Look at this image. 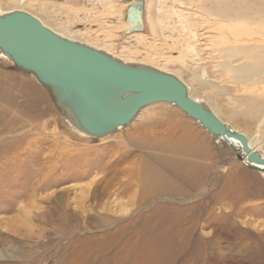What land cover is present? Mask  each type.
Wrapping results in <instances>:
<instances>
[{
	"label": "rangeland",
	"instance_id": "rangeland-1",
	"mask_svg": "<svg viewBox=\"0 0 264 264\" xmlns=\"http://www.w3.org/2000/svg\"><path fill=\"white\" fill-rule=\"evenodd\" d=\"M1 1L5 8L24 9L123 61L153 64L182 77L222 121L261 146L264 122L230 112L243 109L237 102L242 97L264 98V87L253 92L215 65L227 60L222 50L236 46L244 30L253 31L255 25L241 28L239 21L222 28L224 21L207 12L209 0H141L145 31L124 36L121 28L112 29L125 23L124 0ZM245 3L264 9V0ZM199 81L230 85L229 93L201 90ZM188 138L202 143L203 154L179 158L191 166L188 179L178 184L183 190L143 196V166L157 162L152 143L185 144ZM180 155L163 153L155 166L162 170L163 161ZM262 176L169 104L145 108L111 137H82L48 90L0 55V264H149L152 257L155 264H264ZM158 212L172 230L180 224L187 233L153 256L141 242Z\"/></svg>",
	"mask_w": 264,
	"mask_h": 264
},
{
	"label": "water",
	"instance_id": "water-1",
	"mask_svg": "<svg viewBox=\"0 0 264 264\" xmlns=\"http://www.w3.org/2000/svg\"><path fill=\"white\" fill-rule=\"evenodd\" d=\"M143 8L141 0L131 3L125 19L131 27L122 35L144 32ZM0 51L15 69L32 74L48 90L61 114L67 111L90 136H110L130 124L141 110L169 104L213 138L230 145L237 142L242 153L236 155L238 160L245 157L251 169L264 173V156L249 146L248 137L232 130L205 103L193 99L177 76L152 66L125 63L97 48L63 38L22 10L0 13Z\"/></svg>",
	"mask_w": 264,
	"mask_h": 264
},
{
	"label": "bare ground",
	"instance_id": "bare-ground-1",
	"mask_svg": "<svg viewBox=\"0 0 264 264\" xmlns=\"http://www.w3.org/2000/svg\"><path fill=\"white\" fill-rule=\"evenodd\" d=\"M3 1H5V0H3ZM3 1H1V2H3ZM22 1L33 2V1H38V0H22ZM46 1H49V0H43V1H40V2H46ZM135 1H137V0H133L131 3H134ZM209 2L211 3V6L209 8V11H207V12H209L208 14H210V16H212V19H213V17H215L216 19H219L221 21H224V25L222 24V28H223V26H226L227 27V25L225 23L234 24V23H237L239 21L242 22L241 28H242V26L244 24L245 25H255L257 27L253 31H250V30L249 31H246V30H244V34H242L243 32H241V34H242L243 37L238 41V43H236V46H231L233 44L230 43L229 46H231V47H228V48L225 47L222 50V51H224L226 53L227 60L225 61V59H224V62L223 61L220 62L221 64H219L217 62V64H215V65H217V67H220L222 70L227 71L226 74L227 73L228 74L229 73L230 74L234 73L233 74V80L235 82H240V83H243V84L246 83L245 87H247L248 89L250 87H252L253 92L255 91V89L257 87H260V88L261 87H264V9L261 8V7H257V6H255L254 4H251V3H245V0H209ZM131 3H128L127 6L129 7L131 5ZM5 5H6V3H5ZM102 7H104V6H102ZM113 8H114V6H113ZM14 10H22V11H25L24 9H18V8L17 9L5 8V6H2L1 3H0V13L1 14L7 13V12H11V11H14ZM26 12H28V11H26ZM28 13H30V12H28ZM144 13H145V5H144V8H143V22H144V31H145ZM30 14L33 15L34 17H36L37 19H39L44 26L48 27L49 29H51L52 31H54L58 35L62 36L63 38H67V39H70V40H74V41L80 42L82 44L89 45L90 47L97 48V49H99L101 51H104V52L110 54V55L112 53L108 49L98 48V47H96V45L94 46V45H91L89 43H86L84 40L78 39L77 36L68 35L65 32H62L61 31L62 29L61 30H58L56 27L55 28L52 27L53 24L48 23L44 19H42V18H40V17H38V16H36V15H34L32 13H30ZM204 17L205 16H203V19H204ZM69 19H70V16H69ZM125 19H126V12H125ZM207 19H208V17H207ZM237 25H240V24H237ZM130 27H131V25L129 23H127L126 20H125V23H122V25L121 24L120 25L114 24V26H112V29H120L121 28L122 31L125 32ZM208 28L210 29V28H213V27H212V25H210V26L208 25ZM215 30H217V28ZM219 31H221V30H219ZM132 34H136V33H132ZM132 34H130V35H132ZM206 35H207V33H206ZM212 35H209V37L208 36L207 37L209 39H213V38L216 37V36L215 37L214 36L211 37ZM230 35L232 36L231 33H230ZM233 35H235V34H233ZM195 37L198 38V34L194 35V38ZM209 42H211V41H209ZM213 42H214V40H213ZM191 47H193V46L190 44V42H188L187 48L188 49H192V51L195 52V54L193 53V55H196L197 54V49L195 47H193V48H191ZM214 54H216V53H214ZM0 55L3 56L5 59H7L9 62H11L12 65L14 66L13 62L11 61V59L7 55H5L4 53H2L1 51H0ZM199 55H200V53H199ZM218 55H220V54H218ZM220 56L222 57V55H220ZM115 58H117V57H115ZM117 59H119V58H117ZM119 60H121V59H119ZM121 61H123V60H121ZM123 62H125V63H137V62H127V61H123ZM214 62H216V59L214 60ZM211 63H212V61H211ZM138 64H142V65H145V66H152V67H155V68L158 67V66L156 67L153 64H147V63H141V62L138 63ZM157 69H160L162 71L168 72V71H166L165 68H161L160 67V68H157ZM212 70H214V69H212ZM218 70L219 69L217 68V71ZM214 71L216 72V70H214ZM168 73L169 74H172L170 72H168ZM24 74L29 75L27 73H24ZM172 75L177 76L175 74H172ZM214 75H216V74H214ZM29 76H31L39 86L43 87L32 74H30ZM177 77L187 86V88L189 90V94H190V96L193 99H195V100H197L199 102H203V103H205L208 106V103L205 100H202L198 94H195L194 91H192L191 88L189 87L188 83H186L182 79V77H179V76H177ZM204 81H206V80H204ZM234 81H233V83H234ZM224 82H226V81H224ZM211 83L199 81V85L201 86V90H208L212 94H218V93L221 94V93H223V91H227V90L229 91V88H230L229 86L230 85L228 86L229 87L228 88L226 84H225V86H222V85H220L218 83H213V84H211ZM256 85H258V86H256ZM236 86L237 85H235V87ZM245 87H242V88H245ZM238 89L239 88H237V90ZM214 90H216L218 93L215 92ZM249 90H251V89H249ZM239 91H241V90L239 89ZM232 94H235V93H232ZM237 102H238V106H240V107L242 106L243 109H241L239 112L238 111H231L230 113L233 116H235V117L244 116L246 118H252L253 120H256L257 122L259 121V123L264 122V98H263V96L262 97L261 96L259 97V96H257L255 94L254 96H250V97H248V96L247 97H244V98L242 97L241 99H238ZM154 105H156V104H154ZM208 108H210L215 113V111L211 107L208 106ZM141 111L138 113V115L141 113ZM215 115L218 117V115L216 113H215ZM62 116L70 124V126L73 129V131L75 130L76 133H78L82 137L93 138V139H105V138L111 137L112 135H114L115 133H117L120 129H122V128H119L114 134H112L110 136H106V137H94V136H90L89 134L84 133L77 126V124L75 123L76 121L72 117V115H70L67 111H63L62 112ZM137 116H136V118H137ZM130 124H128V125H130ZM225 124L229 125V127L232 130L237 131L230 124H228V123H225ZM127 126H125V127H127ZM125 127H123V128H125ZM241 133H243V132H241ZM192 137H194V136H192ZM247 137L249 139V146L253 150L259 152L262 156H264V135H261V136L259 135L260 142L262 143L261 146H259V144L255 143V141L253 139H251L249 136H247ZM214 139H216V140L218 139L219 142H222L225 145L229 146V148L231 150H232V148H231V145H232L235 148V152H234L235 155H237V154L242 155L240 146H239V144L237 142H233L230 145V144L226 143L224 140H222L221 138H214ZM167 141L166 142H163V141H155V142L152 143L153 144V148H152V151L151 152H152V155H153V157L155 158V160L157 162H155L154 164L147 163V164H145L143 166L144 173L141 176L144 175V177L143 178H140V180H139V185H140V187L142 189V195L143 196H145V195L148 196V193H153L155 191H157V193L160 192V193H168V194H176L178 191L181 192L183 190V189L180 188V186L182 184H180V185H178V184L179 183H184V179L187 178V176L189 174V171L191 169L190 163L189 162L181 163V159H187V157L188 158H192L191 155L198 154V153L203 154L202 143H197V141L194 138L191 139V143H190V138L184 139L183 142L185 144H183L182 142L169 141V140H167ZM175 143L180 144V145H187V147L178 146ZM153 150L158 151L160 153H157V152L155 153ZM232 152H233V150H232ZM161 153L162 154L163 153H168V154L177 153V154H181V155H180V157L178 156L177 159L163 161V165H165V166L162 165L163 166V169L160 170L158 167L155 166V164H157L159 161H161L163 159L164 156H162ZM179 158H181V159H179ZM242 161L243 162L245 161L246 164H247V166L249 168L252 167L251 165H249L247 163L245 157H243V160ZM166 169H167V171H170L169 176H167V172H165ZM138 170L139 169L137 168V171ZM262 174H263L262 177H264V173H262ZM241 196H243V195H241ZM164 217L165 216L164 215H161L160 212H158L156 214L155 218L151 221V223L154 222V225L151 226V228L148 229L145 232L146 234H145V236H144V238H143V240L141 242L142 248L144 250H147L153 256H154V253L160 254L162 252V250L164 248L168 247V246L173 247V245L171 244V240L172 239H176V241L183 240V239H181V237L184 234L187 233V231L185 230L186 228L183 229V228H180L178 226L180 224L176 225L177 230H172L171 227H170L169 221L166 218H164ZM173 222L175 223V217H173ZM155 237H157L158 241L155 244H151L152 241H153V239ZM190 242L191 241L188 240L186 242H181V243H178V244H180L181 246H183V244H188V243L190 244ZM135 253H137V252L135 251ZM148 262H149V264H155V261H154L153 257L151 259H149ZM161 262L162 261H160V260H157L156 261L157 264H161ZM136 264H140V261L136 262Z\"/></svg>",
	"mask_w": 264,
	"mask_h": 264
}]
</instances>
